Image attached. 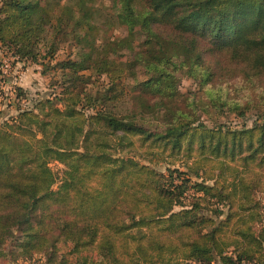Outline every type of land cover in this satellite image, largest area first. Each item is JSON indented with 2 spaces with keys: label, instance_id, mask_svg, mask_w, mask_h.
Returning a JSON list of instances; mask_svg holds the SVG:
<instances>
[{
  "label": "trees",
  "instance_id": "obj_1",
  "mask_svg": "<svg viewBox=\"0 0 264 264\" xmlns=\"http://www.w3.org/2000/svg\"><path fill=\"white\" fill-rule=\"evenodd\" d=\"M0 49L59 77L0 119V261L264 264V0H0Z\"/></svg>",
  "mask_w": 264,
  "mask_h": 264
},
{
  "label": "rangeland",
  "instance_id": "obj_2",
  "mask_svg": "<svg viewBox=\"0 0 264 264\" xmlns=\"http://www.w3.org/2000/svg\"><path fill=\"white\" fill-rule=\"evenodd\" d=\"M68 0H61L62 3ZM111 0H95V7L97 9L103 10L105 13L110 9ZM123 31L118 30L114 32L115 35L122 34ZM63 47V46H62ZM60 48L57 52L56 61L65 59L68 55L72 57L73 50L67 48ZM41 66L36 64H30L29 62L15 63L13 59L4 54L0 49V119L6 117L7 115H12L15 113L17 105L22 108L31 107L33 100L37 98H42L50 95L52 91H57L58 88L55 86L56 81L59 80L58 72L56 70H49L45 75L41 74ZM144 79L143 74L137 76V81L134 83L130 79L124 78L123 86L126 91L125 100L129 101V95L135 94L139 91L137 82ZM179 89L181 93L187 91H194L195 85L191 80L180 76ZM52 86L56 89L52 90ZM15 88H21L24 93L26 100L22 97H15ZM247 91V89H245ZM255 119L254 115H249L245 120L234 119L232 117L221 116V122L230 124V126H242L251 125L252 121ZM202 120L209 125V121L206 117H202ZM1 121V120H0ZM51 170H53L56 175H60L62 166L57 163H51ZM177 168V166H176ZM166 166L159 165L156 170L165 173ZM54 189L56 186L53 187ZM256 201L260 203V208L264 214V192H258L256 195ZM0 264H44V259L42 256H35L30 260L13 259L8 256L4 257Z\"/></svg>",
  "mask_w": 264,
  "mask_h": 264
},
{
  "label": "crops",
  "instance_id": "obj_3",
  "mask_svg": "<svg viewBox=\"0 0 264 264\" xmlns=\"http://www.w3.org/2000/svg\"><path fill=\"white\" fill-rule=\"evenodd\" d=\"M17 64V63H16Z\"/></svg>",
  "mask_w": 264,
  "mask_h": 264
}]
</instances>
